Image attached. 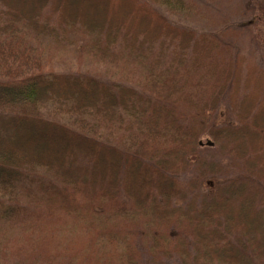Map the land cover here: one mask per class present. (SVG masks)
Masks as SVG:
<instances>
[{
  "label": "trees",
  "instance_id": "16d2710c",
  "mask_svg": "<svg viewBox=\"0 0 264 264\" xmlns=\"http://www.w3.org/2000/svg\"><path fill=\"white\" fill-rule=\"evenodd\" d=\"M201 15L0 0V264H264V67Z\"/></svg>",
  "mask_w": 264,
  "mask_h": 264
},
{
  "label": "rangeland",
  "instance_id": "374dc122",
  "mask_svg": "<svg viewBox=\"0 0 264 264\" xmlns=\"http://www.w3.org/2000/svg\"><path fill=\"white\" fill-rule=\"evenodd\" d=\"M201 8L200 20L184 21L176 17H168L173 23L197 29L199 31L219 32L224 30H235L232 36L235 50L246 54L258 65L264 67V48L257 45L254 36L263 35L264 25L254 24L255 16L251 10L249 0H194ZM166 14V12L161 8ZM56 64L48 62L44 68L45 72H69L81 71L82 64ZM110 80V79H108ZM221 121H226L225 116L220 114Z\"/></svg>",
  "mask_w": 264,
  "mask_h": 264
}]
</instances>
